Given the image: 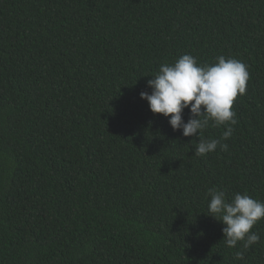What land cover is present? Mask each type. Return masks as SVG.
I'll return each instance as SVG.
<instances>
[{
	"label": "trees",
	"instance_id": "trees-1",
	"mask_svg": "<svg viewBox=\"0 0 264 264\" xmlns=\"http://www.w3.org/2000/svg\"><path fill=\"white\" fill-rule=\"evenodd\" d=\"M183 54L247 65L226 151L140 98ZM209 188L264 202V0H0V264H264Z\"/></svg>",
	"mask_w": 264,
	"mask_h": 264
},
{
	"label": "clouds",
	"instance_id": "clouds-1",
	"mask_svg": "<svg viewBox=\"0 0 264 264\" xmlns=\"http://www.w3.org/2000/svg\"><path fill=\"white\" fill-rule=\"evenodd\" d=\"M152 77L147 81L151 93L141 92L140 98L148 102L153 114L167 118L173 131H182L184 137H198L194 155L205 156L218 147L228 149L221 141L231 137L237 123L232 109L238 95L246 92L247 65L223 55L216 57L215 63L201 65L191 54H183L171 64H161ZM185 109L190 114L187 122L183 118ZM210 124L226 128L219 140L201 138L200 133ZM206 194L210 200L205 214L224 225L222 240L227 247L242 242L247 250L259 242V235L251 230L264 219V202L239 192L228 200L224 191L216 188H209ZM236 258L242 259L243 252L237 251Z\"/></svg>",
	"mask_w": 264,
	"mask_h": 264
}]
</instances>
